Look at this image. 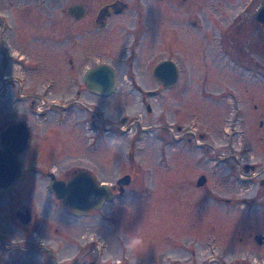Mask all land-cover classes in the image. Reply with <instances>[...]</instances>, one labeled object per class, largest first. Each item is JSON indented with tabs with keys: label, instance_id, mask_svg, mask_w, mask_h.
I'll return each instance as SVG.
<instances>
[{
	"label": "rangeland",
	"instance_id": "374dc122",
	"mask_svg": "<svg viewBox=\"0 0 264 264\" xmlns=\"http://www.w3.org/2000/svg\"><path fill=\"white\" fill-rule=\"evenodd\" d=\"M42 1L0 0V130L9 122H26L32 130L21 155L22 178L0 192V228L13 235L31 234L36 223L24 226L15 216L17 208L27 207L34 220L44 223L46 238L53 243L62 235L74 237L78 245L93 239L98 247L90 245V255L96 264H167V256L169 264H264V241L258 244L254 238L264 235V185L240 170L236 159L238 151L247 149L245 161L264 160L263 143L250 119L248 71L240 64L245 59L236 55L243 52L218 46L213 34L215 26L221 27V10L231 11L230 5L233 14L240 12L248 0H174L168 10L167 0H151L146 11L142 8L141 27L148 29L155 46L142 44L133 56L130 48L111 47L94 58L91 53L97 50H92L87 35H70L75 21L67 8L76 0H54L46 10ZM204 17L207 29L200 30L193 22L204 23ZM39 30L55 37L45 40L37 35ZM167 33L175 34L169 45ZM142 39L149 42L148 37ZM37 51L44 61L39 75L23 70ZM10 56L23 67H13ZM170 56L179 62L180 82L155 97L144 99L120 77L132 72L141 80V93H146L156 85L149 76L155 63ZM100 61L114 64L126 84L120 82L110 97L93 96L110 130L107 137L92 140L85 134L87 128L76 126L74 114H62L61 109L69 106L64 104L69 97L74 100L77 88H83L85 70ZM8 73L25 80L26 86L16 83L11 89L2 78ZM80 95L77 106L89 93ZM234 97H243L241 103L235 104ZM32 98L38 99L33 108ZM147 103L153 112L147 111ZM125 117L128 122L122 124ZM176 124L189 129L183 140ZM44 139L55 143L43 145ZM30 165L52 169L58 178L64 170L87 168L108 184L134 166L136 177L101 209L75 215L49 191L48 174L33 173ZM201 174L207 181L199 187ZM133 238L142 244L129 248ZM42 259L33 255L31 264H45Z\"/></svg>",
	"mask_w": 264,
	"mask_h": 264
},
{
	"label": "flooded vegetation",
	"instance_id": "af4514ba",
	"mask_svg": "<svg viewBox=\"0 0 264 264\" xmlns=\"http://www.w3.org/2000/svg\"><path fill=\"white\" fill-rule=\"evenodd\" d=\"M31 2H38L41 0H30ZM52 1L54 0H43L44 7L43 10H46V7H52ZM151 0H76L74 3H72L70 6H82L84 9V12L80 14V11L73 10V14H71L68 11L67 13L71 16L72 20L75 21V25L70 32L71 34H75L79 32L81 37L84 35H87V40L91 44H93L92 50H97L91 53V57L94 58L96 53H99L100 55H105V52L107 48L108 50L113 48H124L128 49L130 48L129 55H134L135 50L137 47H140L142 44H148L150 47H154L155 43L150 42V32L147 30H143L141 27L142 23V8L146 11L150 6ZM180 1L181 4L187 3L191 0H177ZM142 2L145 3V7L142 6ZM152 2V1H151ZM168 7L167 10L171 7L174 8V0H167ZM227 2H221L220 7L221 9H225V4ZM244 3V2H243ZM188 4V3H187ZM227 9L231 11H223L221 10L220 15L217 17L218 20L222 22L221 27L213 29L214 34V41L218 44V46H222L225 48V50H237L243 52L242 55L236 54L239 59H245V62L240 63L243 67H246L248 71V79L246 84V93H247V100L248 105L250 106L251 110V120L256 123V132L258 135L259 142H262L263 148H264V27L260 21L257 20V13L259 9L264 6V0H248L243 6L241 7L240 12H235L234 14L233 9L235 7H232L230 5H227ZM170 15H173V13H170ZM204 20V23L202 21H194V25L198 26L200 30H206L207 29V23L205 24V17L202 19ZM181 23V22H180ZM184 24V23H182ZM203 24V25H202ZM60 32L55 33L57 36ZM40 37H43V39L47 40L50 39L54 34L53 33H43L41 30L37 33ZM46 35H48V38H46ZM68 35V34H65ZM153 38L156 39L157 34H152ZM148 37L149 42H144ZM175 37V34H166L165 42L167 45L170 44L169 40H172ZM163 38V37H161ZM142 39V40H141ZM203 40L207 41L208 36L204 32L203 34ZM128 51V50H127ZM37 55L29 59V62L32 64L27 69L23 67V65L18 61V59L11 58L10 56V64H13V67L20 65L23 67V70L26 72H32L36 70L39 75L42 72V66H43V57L39 53V51L36 52ZM247 53V54H246ZM21 56V55H19ZM69 65H73L72 58L69 56L68 58ZM162 61H172L176 67L178 72V77L176 80V83L172 86H165L159 79L155 76L154 70L156 66L161 63ZM17 63V64H15ZM15 64V65H14ZM102 64H108L112 67H114L116 71V88L114 92L108 96L101 95L96 93L95 91L89 89L83 80L84 74L87 69L96 67L98 65ZM74 66V65H73ZM204 67L206 68V63H204ZM82 76L83 81V88L79 89L77 88L74 93V100H70V97L67 101H65L64 104H67L69 106L63 107L62 114H74L73 119L75 121L76 126H83V128H87V132L85 133L87 136H89V139L96 140L100 137L104 138L107 137V132L110 130L109 123L105 120L104 112L98 109V107L94 106L93 102V96H99V97H110L119 88V83L123 82L122 84H126V81H122L119 79L117 68L114 64H111L107 61H100L96 64L89 66L87 68ZM25 72V73H26ZM41 76V75H40ZM153 77L154 82H156V85L152 86L151 89L146 90V93H141L142 87L140 85V82L137 81L136 75H132V72L128 75H121L120 77H124L128 83H131V88H136L137 92L141 94V97H155L157 94H160L162 91H166L168 89H173L181 79V70L179 67V62L174 58L173 56L170 57H164L161 61H157L155 63L153 70L151 71V75ZM20 77V76H19ZM205 77V76H204ZM2 78L8 79V82L12 87L18 83V86L25 85V80H20L18 77H13L11 73H8L7 76L2 75ZM26 78V77H25ZM23 81V82H22ZM136 84L134 86L133 84ZM43 85H51L53 87V84H46L43 82ZM24 88L26 89V87ZM124 86V85H123ZM128 86V84H127ZM88 92L89 96L84 97L82 100V105L77 106V99L80 94L84 92ZM127 92H131V90H128ZM146 95V96H144ZM81 96V95H80ZM241 98L234 97V103L240 104ZM63 99V98H62ZM40 101V99H39ZM144 101V100H143ZM69 102V103H68ZM144 103V102H143ZM38 105V99L32 98L31 100V107H36ZM55 105H63L59 102H56ZM147 108V111L149 113L153 112V108L150 104L145 105ZM63 119H61L62 121ZM128 120L127 117L123 118L121 120L122 124H127ZM20 123V122H16ZM27 124L26 122H23ZM14 124V122L7 123L2 129L0 130V134L3 129H5L7 126ZM29 128L30 136L28 140V146L26 150L29 147L30 141L32 139V130ZM129 127V126H128ZM177 131L182 134V137L180 140H183L186 136L185 133L189 132V129L176 124ZM98 134H95V132H99ZM259 132V133H258ZM53 134H57L56 131H53ZM47 142L55 143V140H42V144L46 146H50L47 144ZM43 147V146H42ZM25 150V151H26ZM24 151V152H25ZM23 152V153H24ZM22 153V154H23ZM43 153H46L43 151ZM21 154V155H22ZM247 149H241V151H238L236 155L237 159V165L240 170L244 169L248 176L253 180H258L259 184L264 185V160L261 161H254V162H248L245 161V158L247 157ZM23 161V159H22ZM244 161V162H242ZM30 170L33 171V173H45L48 174L50 177V180L52 176L54 175L57 179H63L68 180L72 177H74L79 171L85 170L88 171L95 179H97L92 174L89 169L87 168H76V169H68L63 171L62 178H58L56 176V173L52 169H48L47 171L38 170L36 166L30 165ZM132 167V166H131ZM136 168L133 166L132 168L127 169L124 173V175H130L131 178L136 177ZM25 170L22 168V175L24 174ZM202 176L205 177V181L199 185V181L201 180ZM20 178V179H21ZM131 179V181H132ZM207 181V177L204 174H201L196 184L197 186L201 187L203 186ZM101 183V182H99ZM15 185V184H14ZM13 185V186H14ZM8 187L6 190L12 188ZM114 198L119 193V187L118 185L111 184ZM126 187V186H125ZM124 187V191H125ZM49 188V187H48ZM5 190V191H6ZM4 192V191H3ZM53 194V193H52ZM62 203V201L60 200ZM63 207L64 204L62 203ZM65 208V207H64ZM27 207H20L15 210V216L17 211L24 212ZM67 209V208H65ZM70 210V209H69ZM30 213L32 214V211L29 209ZM73 212V210H71ZM95 211L94 209L90 210V212ZM88 213V214H89ZM17 221L21 223L24 226H30L32 222H35L36 226L32 228L31 234L22 233L20 235H13L9 234L5 229L0 228V264H31V260L33 255L34 256H41L43 257L42 261L46 262L45 264H96V258L94 255H90V253L93 251L94 248L98 247V245H93L94 240L93 239H86V242H83V244L78 245L77 241H75L73 238L70 239L68 236L62 235L61 238L58 239L56 242H52L51 240L46 238L45 231H43L44 223H41V220H34L33 214L32 219L27 223L23 224L21 220L16 216ZM103 221V220H100ZM95 226V225H94ZM103 226V224H102ZM258 236H263V234H257L254 236L255 240L257 241ZM264 241V238H263ZM261 243L258 244H262ZM88 243V245L86 244ZM90 245H93L92 248ZM90 246V250L86 251L85 249ZM54 247V249H51ZM50 249L53 250V253L50 252ZM47 251V252H45ZM95 254H97V251L94 250ZM102 255V254H101ZM101 255L98 253L96 257L98 256L100 260H102ZM48 260H47V258ZM168 262L169 264V256ZM156 261L155 263H157ZM152 264V262L150 263ZM174 264V262H173ZM243 264H250V263H243Z\"/></svg>",
	"mask_w": 264,
	"mask_h": 264
},
{
	"label": "water",
	"instance_id": "95a60500",
	"mask_svg": "<svg viewBox=\"0 0 264 264\" xmlns=\"http://www.w3.org/2000/svg\"><path fill=\"white\" fill-rule=\"evenodd\" d=\"M73 10L80 11V14L84 12L82 6H70L68 8L71 14H73ZM257 20L264 27V6L259 9ZM154 74L165 86L175 84L178 77L177 67L172 61L159 63ZM83 80L89 89L108 96L116 88V71L114 67L108 64L98 65L87 69ZM29 136V128L23 122L11 124L2 130L0 134V192L5 191L20 180L23 168L21 154L28 146ZM204 181L205 177L202 176L199 185ZM130 182V175L120 177L116 182L119 192L123 193L124 187ZM48 187L49 191L62 201L64 207L73 210L75 215H84L92 209H100L114 197L112 187L109 184L99 183L85 170L79 171L68 180L57 179L53 175ZM16 216L23 224H27L32 219L29 209L24 212L17 211ZM263 238V236H258L257 241L261 243Z\"/></svg>",
	"mask_w": 264,
	"mask_h": 264
},
{
	"label": "clouds",
	"instance_id": "9594fccd",
	"mask_svg": "<svg viewBox=\"0 0 264 264\" xmlns=\"http://www.w3.org/2000/svg\"><path fill=\"white\" fill-rule=\"evenodd\" d=\"M142 244V241L139 239V238H133L131 241H130V244H129V248H132L134 246H138Z\"/></svg>",
	"mask_w": 264,
	"mask_h": 264
}]
</instances>
